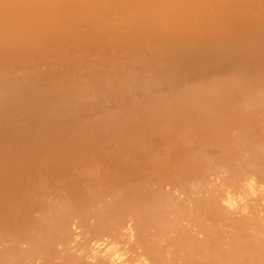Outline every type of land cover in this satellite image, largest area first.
<instances>
[{
    "label": "bare ground",
    "instance_id": "1",
    "mask_svg": "<svg viewBox=\"0 0 264 264\" xmlns=\"http://www.w3.org/2000/svg\"><path fill=\"white\" fill-rule=\"evenodd\" d=\"M0 264H264V0H0Z\"/></svg>",
    "mask_w": 264,
    "mask_h": 264
}]
</instances>
